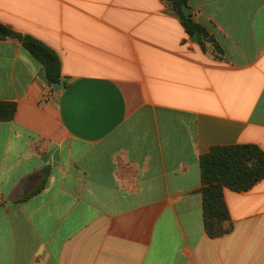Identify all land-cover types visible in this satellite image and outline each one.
Instances as JSON below:
<instances>
[{"label":"crops","instance_id":"1","mask_svg":"<svg viewBox=\"0 0 264 264\" xmlns=\"http://www.w3.org/2000/svg\"><path fill=\"white\" fill-rule=\"evenodd\" d=\"M188 10L204 50L165 0H0L66 81L0 39V264H264V179L223 190L209 238L199 170L212 147L264 152V0Z\"/></svg>","mask_w":264,"mask_h":264},{"label":"trees","instance_id":"2","mask_svg":"<svg viewBox=\"0 0 264 264\" xmlns=\"http://www.w3.org/2000/svg\"><path fill=\"white\" fill-rule=\"evenodd\" d=\"M171 7L187 36L204 50L208 38L206 29L194 22L189 14L188 0H165ZM16 39L23 49L35 59L44 72L49 87L58 84L65 87L61 78V65L57 54L39 40L18 34L0 23V39ZM221 54L220 48L214 46ZM16 105L0 102V122L11 121ZM203 227L209 238H218L229 232V214L223 198V190L243 192L264 179V152L254 145L216 146L199 159ZM47 172L45 171V177ZM44 180L38 190L42 188Z\"/></svg>","mask_w":264,"mask_h":264},{"label":"water","instance_id":"3","mask_svg":"<svg viewBox=\"0 0 264 264\" xmlns=\"http://www.w3.org/2000/svg\"><path fill=\"white\" fill-rule=\"evenodd\" d=\"M207 42H213V38L209 37L207 39ZM59 87L60 86L58 84H56V85L52 86V89L55 90V91H57L59 89Z\"/></svg>","mask_w":264,"mask_h":264}]
</instances>
